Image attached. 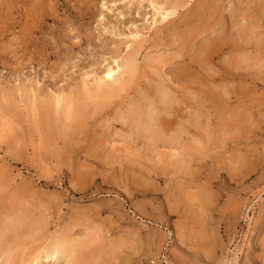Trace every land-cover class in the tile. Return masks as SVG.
Returning a JSON list of instances; mask_svg holds the SVG:
<instances>
[{"label":"rangeland","instance_id":"obj_1","mask_svg":"<svg viewBox=\"0 0 264 264\" xmlns=\"http://www.w3.org/2000/svg\"><path fill=\"white\" fill-rule=\"evenodd\" d=\"M20 1L0 0V264H264V0ZM162 82L184 104L156 147L121 117Z\"/></svg>","mask_w":264,"mask_h":264},{"label":"bare ground","instance_id":"obj_2","mask_svg":"<svg viewBox=\"0 0 264 264\" xmlns=\"http://www.w3.org/2000/svg\"><path fill=\"white\" fill-rule=\"evenodd\" d=\"M19 1V0H18ZM21 1H23V0H21ZM21 1L19 2V3H21ZM24 1H26V0H24ZM23 1V2H24ZM29 1V0H28ZM33 1V0H32ZM10 2V1H9ZM29 2H31V1H29ZM34 2V1H33ZM151 2H153V1H151ZM28 3V2H27ZM34 4V3H33ZM24 5H25V2H24ZM30 5H31V3H30ZM30 5H28V6H30ZM37 5V4H36ZM156 5V4H155ZM27 7V6H26ZM31 7V6H30ZM29 7V8H30ZM39 7V6H38ZM8 8V7H7ZM25 8V7H24ZM28 8V9H29ZM32 8V7H31ZM34 8H35V6H34ZM40 8V7H39ZM163 9V8H162ZM26 10V9H25ZM32 10V9H31ZM34 10H36V9H34ZM9 11V10H8ZM176 11V10H175ZM174 11V12H175ZM30 12V11H29ZM35 12V11H34ZM173 12V13H174ZM25 13V12H24ZM172 13V12H171ZM171 13H170V15H171ZM172 13V14H173ZM25 14H27V13H25ZM43 15V14H42ZM27 16V15H26ZM44 16H45V18L47 17L46 15H45V13H44ZM172 16V15H171ZM25 16H23V18H24ZM32 17V16H31ZM38 17V16H37ZM37 17H35V18H37ZM39 17H41V15H39ZM38 17V18H39ZM44 18V17H43ZM39 20V19H38ZM47 20V19H46ZM38 22V21H37ZM37 22H36V24H37ZM45 22V21H44ZM41 23V22H40ZM38 25V24H37ZM33 26V25H32ZM36 26V25H35ZM38 27V26H37ZM135 39V38H134ZM145 39V38H144ZM137 40L139 41V40H141V39H139L138 37H137ZM135 41V40H134ZM143 41V40H142ZM131 42V41H130ZM133 43V42H132ZM136 43H137V41H136ZM129 44V43H128ZM135 44V43H134ZM130 45V44H129ZM136 45H138V44H136ZM143 45H144V42H143ZM140 46H142L140 43H139V45H138V47L136 48V49H134V51H136V52H138L137 53V55L139 54V52H140V50H141V48L142 47H140ZM130 46H128V48H129ZM133 47H135V46H133ZM135 54V53H134ZM136 55V54H135ZM136 55V56H137ZM135 56V57H136ZM134 56L132 55L127 61H126V64H125V66H121V64H119V61H116L115 63H116V67H110V68H108V70L104 73V75L100 78V81H99V83H101V85H97L98 87H97V90H96V87H95V85H94V87L95 88H91V90L92 91H94L93 89H95L96 90V92H98L97 94H99V93H101L102 95H100V96H105V97H110V96H113V95H115V94H117L116 92H121L120 90H122V87H123V90H124V88H126V86H128L129 85V81L127 80V79H125V80H123V78L125 77L126 78V76H125V74H122L123 72H125L124 71V68H129L130 70L127 72L128 73V75L127 76H130L131 74H133L132 72L134 71L135 72V67L137 66H135V63H136V58H133ZM127 58V57H126ZM135 59V60H134ZM118 60V59H117ZM122 63V62H121ZM124 65V64H123ZM199 67H200V65H199ZM138 68V67H137ZM137 70V69H136ZM184 72V71H183ZM126 73V74H127ZM136 73V72H135ZM180 73H182V72H180ZM160 74V73H159ZM184 74V73H183ZM133 75H135V74H133ZM161 76V75H160ZM116 77V78H115ZM122 77V78H121ZM132 78V77H131ZM181 78V77H180ZM128 79H129V77H128ZM127 80V81H126ZM96 81V80H95ZM167 83V82H166ZM131 85V84H130ZM188 85V84H187ZM86 86V85H85ZM87 86H89V85H87ZM170 86H167L166 84H164L163 82L162 83H158L155 87H154V92H155V97L154 98H150L151 96L150 95H145L144 94V96H150V97H146V98H144V101H145V105H146V107L144 108V110L143 109H135V108H133V107H128L129 109H126L127 111V113H126V115H125V113H124V115H125V117H121V119H122V122H124L125 124L126 123H128V119H133V122L135 123V125L137 126V127H135V132H137V130H138V133L137 134H139V132L141 133V134H139V136L140 135H145L149 140H150V142H153V143H151V144H153L154 146H156V145H158V143L161 141H163V139H164V137H165V133H162V130H163V114H166V115H168V117L169 118H172V115L170 114V112H172V110H174V112H177L178 110H179V108L178 107H181V105L182 104H184V103H182L181 101H180V98H177V96H176V93H174V91L175 90H171L170 88H169ZM189 87V86H188ZM89 88V87H88ZM87 88V90L86 91H90L89 89ZM139 89V88H138ZM149 90V89H148ZM151 90V89H150ZM152 90H153V88H152ZM151 90V91H152ZM185 90V89H184ZM147 91V90H146ZM95 92V93H96ZM142 92V91H141ZM150 92V91H149ZM189 92V91H188ZM191 92H192V90H191ZM188 93V95H190V96H188V99H189V101H191V102H195L196 100H197V97H196V95L195 94H193V93ZM88 94V93H87ZM89 94H90V96H91V93L89 92ZM88 94V95H89ZM94 94V93H93ZM146 94H148V93H146ZM153 95V94H152ZM93 96H96V95H93ZM98 96V95H97ZM96 96V97H97ZM154 96V95H153ZM152 96V97H153ZM208 96V95H207ZM199 97V96H198ZM216 97V96H215ZM84 98V97H83ZM111 99V98H110ZM187 100V99H186ZM60 101V100H59ZM206 101V100H205ZM82 102V101H81ZM61 103V102H60ZM134 103V102H133ZM143 103V102H142ZM141 103V104H142ZM136 104V103H135ZM72 105V104H71ZM134 105V104H133ZM132 105V106H133ZM143 105H144V103H143ZM186 105V104H185ZM136 106V105H135ZM183 106V105H182ZM189 106V105H188ZM194 106V105H193ZM68 107V106H67ZM143 107V106H142ZM192 106H190L189 108L190 109H192L191 108ZM69 108H71V107H69ZM188 108V109H189ZM194 108V107H193ZM6 109V108H5ZM72 109V108H71ZM182 109V108H181ZM188 109H186V110H188ZM68 110L66 109V112H67ZM192 111V110H191ZM220 111V110H219ZM182 112V111H181ZM180 113V112H179ZM187 113V112H186ZM189 113H190V118H191V122H192V120H196V118H199V116H198V114L196 113V111L193 109V111L192 112H190L189 111ZM192 113V114H191ZM66 114H68V112L66 113ZM175 114V113H174ZM69 115L71 116V113H70V111H69ZM177 115V114H176ZM179 115V114H178ZM182 115V114H181ZM201 115V114H200ZM180 116V115H179ZM73 117V116H72ZM178 117V116H177ZM188 117V118H189ZM120 118V117H119ZM174 118H175V116H174ZM173 118V119H174ZM179 118V117H178ZM201 118V117H200ZM176 119V118H175ZM174 119V120H175ZM115 120V119H114ZM188 120V123L190 122ZM198 120V119H197ZM177 121V120H176ZM175 121V122H176ZM180 121V120H179ZM132 122V121H131ZM169 124H172V123H174L171 119H169ZM183 122V121H182ZM180 123V122H177V123H179L180 125L178 126V128H176L175 126L173 127V128H176L177 129V131H176V133H175V136L174 135H170L169 133V135H170V139H167V137L165 138V140L168 142H166L167 144H165V145H167V148H169L170 149V151L171 150H174V152H175V150H178V145H179V140L181 139V137L185 134V133H187L188 132V129L186 128L187 127V125H184L183 123ZM190 122V123H191ZM133 123V124H134ZM175 124V123H174ZM173 124V125H174ZM192 124V123H191ZM191 124H190V126H191ZM167 125V124H166ZM166 125H165V128H166ZM170 126V125H169ZM172 126V125H171ZM170 126V127H171ZM186 126V127H185ZM194 126V125H193ZM192 127V126H191ZM136 128H137V130H136ZM190 128V127H189ZM170 129H172V128H170ZM169 129V130H170ZM164 131H166L165 129H164ZM163 131V132H164ZM168 132V130L166 131V133ZM172 132H174V131H172ZM174 134V133H173ZM136 136H138V135H136ZM138 136V137H139ZM162 138V139H161ZM144 140H145V138H143ZM193 139V138H192ZM175 140V141H174ZM170 142V143H169ZM181 142V141H180ZM165 143V142H164ZM199 144V143H198ZM153 145H151L152 147V149L153 148H155V147H153ZM163 145V144H162ZM161 145V146H162ZM182 145V144H181ZM160 146V145H159ZM157 147V146H156ZM163 147V146H162ZM181 147V146H180ZM149 148H150V146H149ZM159 148V147H158ZM157 148V149H158ZM156 150V149H155ZM156 152H158V151H156ZM160 152V151H159ZM6 219V218H5ZM41 223V222H40ZM7 225V224H6ZM4 226V225H3ZM6 227H8V228H10L9 226H6ZM6 227H4V228H6ZM3 228V229H4ZM1 229H2V227H1ZM2 237H3V233H2ZM3 241H4V239H3ZM3 241H2V239H1V244L3 243ZM60 241H62V240H60ZM53 243H55V242H53ZM66 243V242H65ZM58 245L57 246H55V248L52 250V251H47V249L45 248L44 249V251H45V258H46V260L47 261H51V262H57L58 260H59V257H58V251H59V247H60V244L59 243H57ZM70 244V243H69ZM56 245V244H55ZM71 246V245H70ZM69 246V247H70ZM51 247H53V244H52V246ZM50 248V247H49ZM68 249V248H67ZM11 250V249H10ZM72 250H73V248H72ZM68 251H70V252H72L71 250H68ZM18 252V251H17ZM67 252V251H66ZM34 253V252H33ZM67 253H69V252H67ZM78 253V252H77ZM63 254V253H62ZM82 254V253H81ZM78 255V254H77ZM87 255V254H86ZM30 256V255H29ZM32 256V255H31ZM33 256H34V254H33ZM68 256V255H67ZM4 257V256H3ZM12 257V256H11ZM78 256H76L75 258H76V260H74V261H76V263L78 262H80L81 260L80 259H78L77 258ZM42 258V257H41ZM74 258V257H73ZM72 258V259H73ZM14 259V258H13ZM39 259V258H38ZM78 259V260H77ZM88 259V258H87ZM10 260V259H9ZM28 260V259H27ZM29 260H31V259H29ZM69 260V259H68ZM12 261V260H11ZM15 261H16V259H15ZM39 261H41V260H39ZM3 262V261H2ZM14 262V261H13ZM22 262H24V261H22ZM67 262V261H66ZM70 262V261H69ZM73 262V261H72ZM26 263V262H25ZM35 263H37V262H35ZM6 264V263H5ZM8 264V263H7ZM56 264V263H55Z\"/></svg>","mask_w":264,"mask_h":264}]
</instances>
